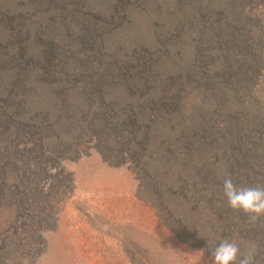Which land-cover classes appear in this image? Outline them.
I'll return each instance as SVG.
<instances>
[{"label": "rangeland", "instance_id": "374dc122", "mask_svg": "<svg viewBox=\"0 0 264 264\" xmlns=\"http://www.w3.org/2000/svg\"><path fill=\"white\" fill-rule=\"evenodd\" d=\"M225 175L264 185V0H0V264H264Z\"/></svg>", "mask_w": 264, "mask_h": 264}, {"label": "clouds", "instance_id": "9594fccd", "mask_svg": "<svg viewBox=\"0 0 264 264\" xmlns=\"http://www.w3.org/2000/svg\"><path fill=\"white\" fill-rule=\"evenodd\" d=\"M222 192L228 207L243 212L250 223L255 224L264 217V185L236 186L230 176L222 181ZM214 264H256L257 247L248 244L245 250L236 240L224 239L209 253Z\"/></svg>", "mask_w": 264, "mask_h": 264}, {"label": "trees", "instance_id": "16d2710c", "mask_svg": "<svg viewBox=\"0 0 264 264\" xmlns=\"http://www.w3.org/2000/svg\"><path fill=\"white\" fill-rule=\"evenodd\" d=\"M70 183H71V186L73 185V181L72 180H70Z\"/></svg>", "mask_w": 264, "mask_h": 264}]
</instances>
